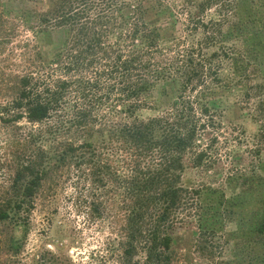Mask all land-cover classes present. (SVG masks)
<instances>
[{
	"label": "trees",
	"instance_id": "1",
	"mask_svg": "<svg viewBox=\"0 0 264 264\" xmlns=\"http://www.w3.org/2000/svg\"><path fill=\"white\" fill-rule=\"evenodd\" d=\"M39 21L63 43L31 63L1 119L38 128L0 198V227L18 229L39 188L75 171L100 190L98 201L119 192L115 264H173V231L200 196L182 184L186 156L198 167L216 140L215 103L232 81L222 72L237 75L264 52V0H49ZM159 85L175 89L171 106L140 118ZM90 207L98 218L105 211L103 202ZM9 246L21 248L14 235Z\"/></svg>",
	"mask_w": 264,
	"mask_h": 264
},
{
	"label": "rangeland",
	"instance_id": "2",
	"mask_svg": "<svg viewBox=\"0 0 264 264\" xmlns=\"http://www.w3.org/2000/svg\"><path fill=\"white\" fill-rule=\"evenodd\" d=\"M48 3L0 0V198L30 155L27 135L38 128L1 119L16 97L19 78L38 64L31 63L39 54L49 60L63 43L59 31L48 32L49 39L42 33L39 17ZM247 61L237 75L227 68L222 72L232 81L218 92L216 140L204 149L206 158L197 167L193 154L186 156L182 184L200 196L173 231V264H264V52L254 51ZM175 97L171 86L155 87L139 117L163 113ZM100 193L75 171L52 176L35 194L31 211L22 214V226L0 227V264H115L123 210L119 192L109 191L98 201ZM98 202L105 210L100 218L90 210ZM200 230L205 231L201 240ZM12 235L21 245L17 254L9 246Z\"/></svg>",
	"mask_w": 264,
	"mask_h": 264
}]
</instances>
